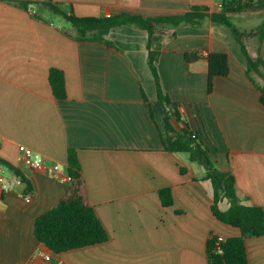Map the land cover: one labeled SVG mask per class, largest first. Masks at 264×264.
Segmentation results:
<instances>
[{
  "label": "crops",
  "instance_id": "0c3cea01",
  "mask_svg": "<svg viewBox=\"0 0 264 264\" xmlns=\"http://www.w3.org/2000/svg\"><path fill=\"white\" fill-rule=\"evenodd\" d=\"M10 1L0 0V159L20 170L31 191L26 184L6 189L0 184V264H208L210 236L240 233L213 216L212 185L204 169L186 152L164 150V110L147 64L146 32L123 25L109 30L112 46L77 41L70 36L71 24L56 25L30 5L24 9ZM31 1L47 8L46 2L53 3L60 12L50 11L64 20L70 12L78 17L125 12L143 18L179 15L191 6L216 12L223 3ZM229 27L207 20L202 26L167 27L156 68L162 91L182 104L181 120L201 132L215 167L234 176L240 202L264 210V106L256 88L264 81L257 75L253 82L247 78L246 60ZM251 39L245 40L248 54L264 62V37L260 43L255 38L253 48ZM192 52L228 56L229 73L213 79L210 93L206 59L184 61V54ZM50 69L64 76V99L52 95ZM19 146L31 149L47 166L26 167ZM68 149L76 151L88 204L108 240L53 253L35 238L34 221L69 188ZM164 188H170L173 200L167 207L158 195ZM27 193L30 202L24 200ZM228 206L225 199L218 204L221 211ZM245 248L248 264H264V235L246 238ZM37 250L49 259L36 257Z\"/></svg>",
  "mask_w": 264,
  "mask_h": 264
},
{
  "label": "trees",
  "instance_id": "16d2710c",
  "mask_svg": "<svg viewBox=\"0 0 264 264\" xmlns=\"http://www.w3.org/2000/svg\"><path fill=\"white\" fill-rule=\"evenodd\" d=\"M24 9L37 1L14 0L10 1ZM52 11L60 12L51 2L45 3ZM257 5L264 8V0H223L222 7L212 12L205 6H191L187 11L179 15L143 18L125 12L106 16L78 17L73 12L63 14L64 18L72 25L73 33L70 35L77 41H97L107 46H112L107 34L110 29L118 26H133L144 30L147 34V64L156 85L157 100L164 110V131L160 133V139L165 151L186 152L192 162L200 165L206 172V179L210 180L213 191V200L210 210L213 216L221 223L239 230V236L223 238L218 241L217 236H210L206 241V256L208 264H248L245 239L264 235V210L260 206L243 205L235 190L234 176L229 172L218 170L211 159V152L204 145L201 132L191 130L180 118L179 108L181 103L173 102L166 95L159 83L156 61L160 52V36L167 27L181 25L202 26L207 20L213 25L229 24L230 14H239L246 7ZM240 51L246 60V76L253 82V76L257 75L264 81V62L260 57L252 58L242 41V36L256 38L260 43L264 37V20L249 33H240L229 25ZM174 36V35H172ZM207 62V93L211 92L212 81L215 77H225L229 73L228 56L225 53H208L202 55L198 52L185 53L184 61L193 63L200 58ZM48 81L52 95L56 99L66 97L63 74L57 69H50ZM260 92L259 101L264 106V84H256ZM175 117L181 122V132H178L170 123V118ZM0 165L5 166L15 176L19 177L26 189L31 191L30 185L20 170L0 159ZM67 175L69 188L64 196L47 212L37 216L34 221V236L41 244L53 253L87 247L100 244L108 240V235L102 224L96 217L94 209L88 204L86 187L81 175L76 151H67ZM183 172V169L180 170ZM162 206H170L173 202L170 188L158 191ZM229 204L225 211H221L218 204L222 200Z\"/></svg>",
  "mask_w": 264,
  "mask_h": 264
},
{
  "label": "rangeland",
  "instance_id": "374dc122",
  "mask_svg": "<svg viewBox=\"0 0 264 264\" xmlns=\"http://www.w3.org/2000/svg\"><path fill=\"white\" fill-rule=\"evenodd\" d=\"M30 7L34 12L39 13L42 16L49 15L56 25L61 23L62 24L61 26H64L65 28H71V25L68 21L64 20L61 15L53 14L49 8L34 3L30 4ZM263 20H264V8L261 9L257 8L253 12L247 11V13L245 14L230 18L229 25L233 26L234 28L237 29V31H239L240 33H242V35H244V33H249L251 31H254L255 28ZM242 39H243L242 41L245 43L246 39L244 38V36H242ZM251 40L252 42H250L249 45H251L253 48L256 43V39L254 38Z\"/></svg>",
  "mask_w": 264,
  "mask_h": 264
},
{
  "label": "built area",
  "instance_id": "2783aa9c",
  "mask_svg": "<svg viewBox=\"0 0 264 264\" xmlns=\"http://www.w3.org/2000/svg\"><path fill=\"white\" fill-rule=\"evenodd\" d=\"M222 7V4H218V9ZM18 151L21 155L22 162L26 167L29 168H40V167H46L47 164L45 163L44 159L42 157H39L36 155L31 149L26 148L24 146H19ZM53 171H59V167L57 165H53L51 168ZM5 174L9 175V179L5 178ZM69 180V178H68ZM0 184L2 185V188H11L12 185H19L22 184L19 177L15 176L11 171H9L5 166L0 165ZM24 200L26 202L31 201V195L27 193L24 196ZM218 241H223L222 237L217 238ZM35 256L38 258H41L43 260H48L50 255L48 253H45L42 250H37L35 253ZM32 264V261L30 263Z\"/></svg>",
  "mask_w": 264,
  "mask_h": 264
},
{
  "label": "water",
  "instance_id": "95a60500",
  "mask_svg": "<svg viewBox=\"0 0 264 264\" xmlns=\"http://www.w3.org/2000/svg\"><path fill=\"white\" fill-rule=\"evenodd\" d=\"M257 7L256 5L250 6V7H246V10H255ZM170 123L172 124V126L178 131L181 132V126L178 123L177 119L175 117H171L170 118Z\"/></svg>",
  "mask_w": 264,
  "mask_h": 264
}]
</instances>
